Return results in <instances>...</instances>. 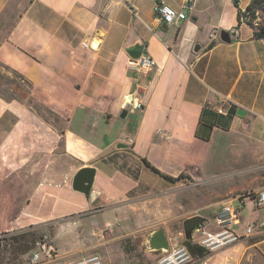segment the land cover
Returning <instances> with one entry per match:
<instances>
[{
  "label": "crops",
  "instance_id": "crops-1",
  "mask_svg": "<svg viewBox=\"0 0 264 264\" xmlns=\"http://www.w3.org/2000/svg\"><path fill=\"white\" fill-rule=\"evenodd\" d=\"M164 2L181 11L187 0ZM250 2L190 0L186 18L166 27L155 0H131L132 7L117 0H0V70L30 84L26 97L0 94V234L56 222L51 239L64 258L100 255L123 236L147 239L159 228L168 240L193 246L195 232H183L186 219L262 189L264 39L237 17ZM234 28L238 37L221 41L220 32ZM135 44L156 61L147 74L126 67V49ZM253 145L249 180L216 182L214 148ZM142 159L184 177L170 182ZM83 167L96 169L89 196L71 186ZM263 209L253 207L241 217L244 227L233 230L243 235L249 221L264 220ZM114 221L106 239L100 230ZM202 224L215 229L213 219ZM151 253L146 264H157L151 259L162 253ZM191 255L193 264H264V233Z\"/></svg>",
  "mask_w": 264,
  "mask_h": 264
},
{
  "label": "built area",
  "instance_id": "built-area-1",
  "mask_svg": "<svg viewBox=\"0 0 264 264\" xmlns=\"http://www.w3.org/2000/svg\"><path fill=\"white\" fill-rule=\"evenodd\" d=\"M117 2L132 7L131 0H117ZM189 3L190 0H187L182 10L176 11L168 6L164 0H155L154 13L161 22L172 26L176 22L186 18V12L191 9V4ZM230 35L233 38H237V28L232 29ZM216 36L217 32H211L210 38L215 39ZM82 47L93 49L95 46L83 42ZM155 66L156 61L154 58L145 52H142L135 59L128 57L126 62L127 69L139 75L151 72ZM136 107L141 108L142 104L137 103ZM246 198H249L253 202V206L256 209L264 208V187L259 191L248 190L244 192L235 199L238 201L236 204L232 201L222 202L213 217L214 230L207 229L201 223L191 232V234L193 232L196 234L195 238H193L194 244L203 248L206 252H214L235 244L242 238L264 233V220L249 221L245 226L243 235H239L233 230V225L241 221L243 200ZM109 229H112V226L106 224L103 230L108 231ZM1 239L2 235H0ZM169 244L170 249L158 257L157 264H193L194 259L184 244H179L175 238H170ZM42 257L49 261H57V264H110L103 261L97 253H91L74 259H66L62 256L58 257L54 245L45 240L37 243V247L32 253L28 264H39L38 262Z\"/></svg>",
  "mask_w": 264,
  "mask_h": 264
},
{
  "label": "rangeland",
  "instance_id": "rangeland-1",
  "mask_svg": "<svg viewBox=\"0 0 264 264\" xmlns=\"http://www.w3.org/2000/svg\"><path fill=\"white\" fill-rule=\"evenodd\" d=\"M17 89L21 90L22 95H27L29 92L28 86L22 81V79H20V77H18V75L6 69H1L0 94L10 97V90H13V92L16 93ZM255 145L249 147L243 146L242 149L233 148V150L225 151L224 153H220L221 149L216 146L213 151H215L214 156L216 160L219 161L220 166L216 173V176L218 177L216 182L224 186H229L235 183H238L241 186L245 181L249 180L248 177L252 175V171L246 172V169L255 167L252 165V161H254L255 158L251 155V149L254 148ZM209 184H211V182ZM244 202L245 206L242 210L241 217L243 220H246V217L249 216L254 206L253 202L249 198H246ZM258 213L260 216L264 217V209L258 211ZM200 215L203 216H201L202 218H206L211 221L213 219L214 212L213 209H206L201 211ZM95 220L97 224L100 225V215L95 216ZM243 223V221L240 223L241 226ZM55 225L56 222H47L40 226L24 228L20 233L0 234L2 235V239L0 240L2 253L0 257V264H22L24 260H26L29 253H32V250L37 247V243L42 240L54 245L51 237L54 234ZM110 225L112 226V229L104 231V225L100 230L106 239L113 230L114 225H117V222L114 221V224ZM180 229H182V226H180ZM171 238H175L177 240L176 236H172ZM33 239L37 242L34 246L32 243ZM147 239L143 237L123 236L114 244L107 245L104 251L102 250V252H100V255L106 256L109 258V262L112 263L146 264L148 260L147 254H152L151 252L146 251L145 243ZM94 251L97 252L98 250L96 251L95 249ZM75 255L76 254L71 253L65 258H75ZM151 260L154 263H157L158 258H153Z\"/></svg>",
  "mask_w": 264,
  "mask_h": 264
},
{
  "label": "water",
  "instance_id": "water-1",
  "mask_svg": "<svg viewBox=\"0 0 264 264\" xmlns=\"http://www.w3.org/2000/svg\"><path fill=\"white\" fill-rule=\"evenodd\" d=\"M167 27L168 25L165 24ZM220 39L223 42H230L231 35L229 32L221 31ZM201 49L200 45L194 46V52H198ZM127 54L131 58H138L140 54L143 52V48L139 44H135L126 49ZM127 108V107H126ZM237 114L244 116L246 112L242 109L237 111ZM126 115V110H124L121 114V117L124 118ZM119 147H124V145L120 144ZM96 169L93 167H83L80 168L73 176L72 179V189L76 192L82 193L86 196H89L92 192V187L94 183ZM203 222V218L201 216H193L186 219L183 222V232L185 236H189V234L201 223ZM146 251L147 252H167L170 249V244L168 237L164 231V229H156L150 233L146 243ZM1 250V245H0Z\"/></svg>",
  "mask_w": 264,
  "mask_h": 264
},
{
  "label": "trees",
  "instance_id": "trees-1",
  "mask_svg": "<svg viewBox=\"0 0 264 264\" xmlns=\"http://www.w3.org/2000/svg\"><path fill=\"white\" fill-rule=\"evenodd\" d=\"M234 4L238 7V1L234 0ZM238 22L239 23H246L253 29V37L255 39H264V0H251V2L248 4V6L245 8V10H241L238 8L237 12ZM14 74L18 75L17 73L13 72ZM20 79H22L23 82L26 83L28 88L30 87V84L20 75H18ZM16 93L19 94L21 97H26L27 95H22L21 90L17 89ZM142 162L149 167L153 172L159 174L164 179L174 182L175 180H179L183 178L184 176L179 175L177 178H173L167 175L162 174L159 172L156 168H154L147 160L142 159ZM33 246L37 243L35 239L32 240ZM187 244L186 247L188 248L189 252L193 249H196L200 254L206 252L203 248L193 245ZM31 249V248H29Z\"/></svg>",
  "mask_w": 264,
  "mask_h": 264
}]
</instances>
